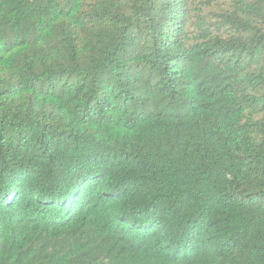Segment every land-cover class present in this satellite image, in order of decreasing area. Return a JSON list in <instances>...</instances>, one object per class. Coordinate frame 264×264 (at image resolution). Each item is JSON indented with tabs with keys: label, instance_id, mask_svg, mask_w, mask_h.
Returning a JSON list of instances; mask_svg holds the SVG:
<instances>
[{
	"label": "trees",
	"instance_id": "obj_1",
	"mask_svg": "<svg viewBox=\"0 0 264 264\" xmlns=\"http://www.w3.org/2000/svg\"><path fill=\"white\" fill-rule=\"evenodd\" d=\"M0 264H264V0H0Z\"/></svg>",
	"mask_w": 264,
	"mask_h": 264
}]
</instances>
